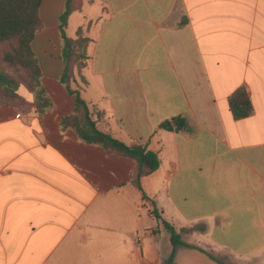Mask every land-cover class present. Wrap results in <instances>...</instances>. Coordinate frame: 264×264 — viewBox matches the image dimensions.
Segmentation results:
<instances>
[{
  "label": "crops",
  "instance_id": "1",
  "mask_svg": "<svg viewBox=\"0 0 264 264\" xmlns=\"http://www.w3.org/2000/svg\"><path fill=\"white\" fill-rule=\"evenodd\" d=\"M73 1L66 35L88 41L72 88L159 166L138 189L134 160L60 130L74 107L59 82L66 0H42L31 47L52 108L0 106V264H167L153 209L185 243L264 264V0ZM241 87L253 111L235 120ZM176 117L180 132L159 128ZM171 264L218 263L181 247Z\"/></svg>",
  "mask_w": 264,
  "mask_h": 264
},
{
  "label": "trees",
  "instance_id": "2",
  "mask_svg": "<svg viewBox=\"0 0 264 264\" xmlns=\"http://www.w3.org/2000/svg\"><path fill=\"white\" fill-rule=\"evenodd\" d=\"M41 3L42 0H0V106H13L21 113L32 112L37 116L47 114L52 108L51 98L42 85L38 60L31 47L36 33L43 28L40 18ZM73 8L74 1L66 0L64 10L58 17V33L62 44L60 57L64 65L59 82L67 93L74 97L73 112L61 118L60 130H71L85 144L99 146L113 155L134 160L136 168L130 174V180L140 189V179L158 169L159 161L156 154L138 144L126 145L101 131L94 121V116L98 117L101 113L95 108H90L81 98L79 90L72 88L75 69L85 66L87 60L85 47L88 41L80 35L75 40L66 35L68 18ZM20 88H24L31 95V102L24 101L19 93ZM229 107L235 120L244 119L252 114V105L243 87L230 96ZM185 125L184 118L176 117L163 122L159 128L177 133L183 130ZM151 214L161 221L169 234L172 250L167 264L172 263L177 249L181 247L197 250L218 264H237L229 258L185 243L182 240V231H175L159 217L155 209Z\"/></svg>",
  "mask_w": 264,
  "mask_h": 264
},
{
  "label": "rangeland",
  "instance_id": "3",
  "mask_svg": "<svg viewBox=\"0 0 264 264\" xmlns=\"http://www.w3.org/2000/svg\"><path fill=\"white\" fill-rule=\"evenodd\" d=\"M19 93L22 97H27L30 100V94L24 88H20Z\"/></svg>",
  "mask_w": 264,
  "mask_h": 264
}]
</instances>
